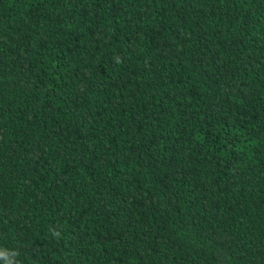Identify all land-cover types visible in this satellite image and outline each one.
Masks as SVG:
<instances>
[{"label": "trees", "instance_id": "obj_1", "mask_svg": "<svg viewBox=\"0 0 264 264\" xmlns=\"http://www.w3.org/2000/svg\"><path fill=\"white\" fill-rule=\"evenodd\" d=\"M0 264H264V0H0Z\"/></svg>", "mask_w": 264, "mask_h": 264}, {"label": "clouds", "instance_id": "obj_2", "mask_svg": "<svg viewBox=\"0 0 264 264\" xmlns=\"http://www.w3.org/2000/svg\"><path fill=\"white\" fill-rule=\"evenodd\" d=\"M54 235H55L56 237H59V236H60V233H59V232H54Z\"/></svg>", "mask_w": 264, "mask_h": 264}]
</instances>
